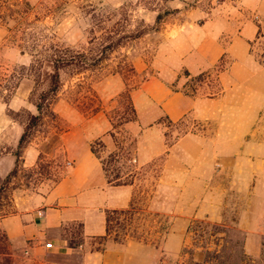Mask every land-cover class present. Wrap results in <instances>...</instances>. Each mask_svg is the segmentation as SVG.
Returning <instances> with one entry per match:
<instances>
[{"label":"rangeland","instance_id":"374dc122","mask_svg":"<svg viewBox=\"0 0 264 264\" xmlns=\"http://www.w3.org/2000/svg\"><path fill=\"white\" fill-rule=\"evenodd\" d=\"M260 1L0 0V216L42 215L43 198L68 169L57 144L62 134V142L101 140L94 150L108 178L132 180L134 211L113 215L108 238H85L78 224H66L65 244L41 250L12 248L0 230V252L13 264H215L206 263V252L219 250L226 236L257 259L264 244V114L251 120L253 112L236 99L213 102L222 93L224 58L201 77L183 59L203 27L222 41L251 20L259 26L251 53L263 63ZM110 40L119 45L106 51ZM49 56H74L79 64L60 71L48 113L19 148L47 88ZM150 77L199 105L178 122L148 108L140 122L131 94ZM15 163L19 172L9 178Z\"/></svg>","mask_w":264,"mask_h":264},{"label":"crops","instance_id":"0c3cea01","mask_svg":"<svg viewBox=\"0 0 264 264\" xmlns=\"http://www.w3.org/2000/svg\"><path fill=\"white\" fill-rule=\"evenodd\" d=\"M255 11L260 17L264 16V0L255 6ZM258 30L255 22L247 20L221 41L213 34L207 35L203 27L204 34L183 59L189 73L197 75L224 58L227 65L218 76L222 93L212 100L227 105L236 99L243 106L242 111L253 112L251 120H260L264 114V63L256 61L251 53ZM137 71L141 70L137 68ZM131 100L140 122L145 119L144 111L148 108L157 114L156 118L164 116L178 122L199 105L198 100L173 91L157 77L144 80L132 92ZM62 135L57 144L63 156L69 159L68 169L43 198L42 215L33 211L6 218L0 216V230L12 248L41 250L49 243L64 245L60 230L66 224H78L85 238L104 236L106 213L129 206L132 186H110L89 142L83 139L71 143L68 137L62 142ZM53 144L57 147L55 142ZM112 195L116 198L108 200Z\"/></svg>","mask_w":264,"mask_h":264},{"label":"trees","instance_id":"16d2710c","mask_svg":"<svg viewBox=\"0 0 264 264\" xmlns=\"http://www.w3.org/2000/svg\"><path fill=\"white\" fill-rule=\"evenodd\" d=\"M118 45L119 44L117 43V41L112 42V40H110L108 44L104 47V50L112 51L115 48H117ZM44 60H46V64L49 69V71H46L43 74V76L45 75L43 80L44 83L47 85V88L37 96V101L34 103L36 114L34 115L30 114L29 118L24 123L23 132L19 140V148H23L25 145L29 143L40 121L43 119L46 113H48L50 103L55 99L61 87L60 71L67 66L70 65L76 66L79 64V62H76L74 60V56L72 57L69 56V58L63 56H49L48 60L47 59ZM43 61H41L42 66H43ZM201 76L202 74H200L197 77H201ZM37 83L40 84L39 82ZM95 144H99L102 147L103 144L101 140H97L90 145V148L93 155L99 160L101 164L107 183L110 186H128V185L131 186L133 184L132 180H121L119 174L113 175L112 178H108L107 170L100 161V158L97 155L96 151L94 150ZM41 157L42 154L39 155V159H41ZM18 168H19L18 163H15L13 170L9 174V178H14L17 176L19 172ZM133 212L134 211L132 205L130 204L128 208L125 210H113L107 212L105 215V235L103 236V238H108L111 235V231L113 227V215L121 214V215H130L133 217L134 215ZM3 239L5 241L7 240L4 235H3ZM221 239H223V244L221 245L219 250L206 252L211 256L210 260H207L206 263L211 262L212 261L211 259L213 260L215 259V261L217 260L215 264H264V244L262 245V249L259 257L257 259H254L245 253L243 243L232 242L231 239H229L228 237L226 238V236H222ZM0 264H13V262L10 259V255L8 253L0 252Z\"/></svg>","mask_w":264,"mask_h":264},{"label":"built area","instance_id":"2783aa9c","mask_svg":"<svg viewBox=\"0 0 264 264\" xmlns=\"http://www.w3.org/2000/svg\"><path fill=\"white\" fill-rule=\"evenodd\" d=\"M46 247L50 248L52 247V245L49 243V244H46Z\"/></svg>","mask_w":264,"mask_h":264}]
</instances>
